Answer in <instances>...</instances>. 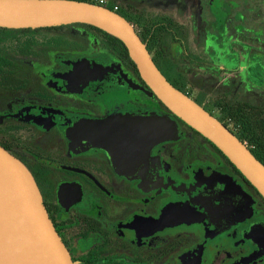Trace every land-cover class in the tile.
Returning a JSON list of instances; mask_svg holds the SVG:
<instances>
[{"label":"flooded vegetation","instance_id":"flooded-vegetation-1","mask_svg":"<svg viewBox=\"0 0 264 264\" xmlns=\"http://www.w3.org/2000/svg\"><path fill=\"white\" fill-rule=\"evenodd\" d=\"M107 1L166 79L264 164V0H185V22ZM9 30L0 146L33 175L73 264H264V197L159 100L122 41L84 24ZM141 115L174 119L179 139L148 158L89 141L92 122Z\"/></svg>","mask_w":264,"mask_h":264},{"label":"water","instance_id":"water-1","mask_svg":"<svg viewBox=\"0 0 264 264\" xmlns=\"http://www.w3.org/2000/svg\"><path fill=\"white\" fill-rule=\"evenodd\" d=\"M74 24L96 27L126 46L143 80L182 122L212 142L264 197V164L218 119L173 86L152 59L131 24L98 4L75 0H0V28L42 29ZM94 146L129 148V156L149 157L153 146L179 139V126L163 116L141 115L89 124ZM123 132L118 141L111 134ZM0 264H73L51 222L28 168L0 146Z\"/></svg>","mask_w":264,"mask_h":264},{"label":"rangeland","instance_id":"rangeland-1","mask_svg":"<svg viewBox=\"0 0 264 264\" xmlns=\"http://www.w3.org/2000/svg\"><path fill=\"white\" fill-rule=\"evenodd\" d=\"M144 8V12H150L152 17L169 18L173 21V17L179 21L185 22L187 18L185 10V0H145L140 5ZM37 38V39H36ZM36 40L42 42L44 39L51 40L52 36L42 33L36 36Z\"/></svg>","mask_w":264,"mask_h":264},{"label":"built area","instance_id":"built-area-1","mask_svg":"<svg viewBox=\"0 0 264 264\" xmlns=\"http://www.w3.org/2000/svg\"><path fill=\"white\" fill-rule=\"evenodd\" d=\"M92 1H95L100 6L109 8L108 1L107 0H92ZM111 10L114 11V12H118L119 5L112 6V9Z\"/></svg>","mask_w":264,"mask_h":264},{"label":"trees","instance_id":"trees-1","mask_svg":"<svg viewBox=\"0 0 264 264\" xmlns=\"http://www.w3.org/2000/svg\"><path fill=\"white\" fill-rule=\"evenodd\" d=\"M75 1H80V2H88V3H93V4H97L95 1H92V0H75ZM109 9H112V7H109ZM9 31H14V30H9ZM28 31H33V30H28ZM37 31H42L41 29L39 30H36ZM15 32V31H14ZM127 50V49H126ZM174 85V84H173ZM177 87V86H176ZM178 89V88H177ZM182 91V90H181Z\"/></svg>","mask_w":264,"mask_h":264}]
</instances>
